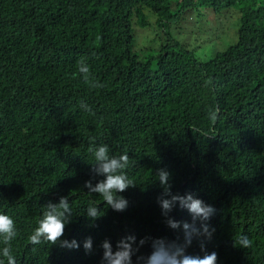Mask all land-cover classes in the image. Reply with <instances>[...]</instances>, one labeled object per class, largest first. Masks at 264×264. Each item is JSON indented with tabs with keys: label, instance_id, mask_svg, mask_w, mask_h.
Returning a JSON list of instances; mask_svg holds the SVG:
<instances>
[{
	"label": "trees",
	"instance_id": "obj_1",
	"mask_svg": "<svg viewBox=\"0 0 264 264\" xmlns=\"http://www.w3.org/2000/svg\"><path fill=\"white\" fill-rule=\"evenodd\" d=\"M190 10L207 22L237 12L235 43L208 60L170 39L154 56L134 50L132 26L148 28V12L161 34ZM82 57L104 87L84 84ZM93 138L110 155H129L136 185L119 193L123 212L84 187L102 179L91 172ZM162 168L173 192L216 209L205 249L217 264H264V0H0V214L16 225V264H101V242L115 250L127 235L182 241L157 204ZM62 196L72 208L62 239L80 247L32 245L45 205ZM90 204L103 213L95 221ZM170 216L191 222L186 210ZM241 234L250 248L235 244ZM150 251L145 244L138 255ZM186 251L204 254L195 239Z\"/></svg>",
	"mask_w": 264,
	"mask_h": 264
},
{
	"label": "clouds",
	"instance_id": "obj_2",
	"mask_svg": "<svg viewBox=\"0 0 264 264\" xmlns=\"http://www.w3.org/2000/svg\"><path fill=\"white\" fill-rule=\"evenodd\" d=\"M77 72L90 89L104 87L94 78L83 57L77 61ZM208 83H211V80ZM80 107L86 112H91L84 101L80 102ZM219 112L218 107L210 112L211 122L214 123L218 119ZM88 151L93 157L91 172L94 177L99 176L102 179L97 180L95 184L92 180L85 181L84 187L89 193L98 194L102 201L114 211H125L129 202L119 193L136 185L127 174L130 163L129 155L127 152L110 155L109 147L106 144L96 145L94 138ZM156 176L162 189L157 196L161 215L169 228L182 232V241H166L163 238L145 236L137 242L135 235H127L116 242L115 250H113L112 243L105 239L100 244L103 250L101 264H133V256L136 257L135 264H217V253L207 252L205 249V242L210 240L215 232L209 221L216 213V209L190 192L183 195L173 192L170 183L171 174L167 169L157 170ZM175 208L186 210L191 216V222L178 221L170 216ZM86 214L92 221L103 215L102 211L97 208V204H90ZM71 218L72 208L67 196L60 197L58 203L49 202L45 205L42 217L37 221V227L29 235L28 242L38 245L46 241L52 245L59 244L62 248L78 249L80 244L75 239H62L65 226L71 222ZM17 235L14 220L8 215L0 214V244L3 245L0 247V257H3L0 259V264H5V261L6 264H16L12 241ZM194 239L200 242L201 251L204 252L202 257L190 255L186 251ZM252 243L247 236L242 234L235 238V244L241 248H250ZM145 244H149L150 253L146 256L138 255ZM83 249L86 254L92 253L93 240L90 236L83 241Z\"/></svg>",
	"mask_w": 264,
	"mask_h": 264
},
{
	"label": "rangeland",
	"instance_id": "obj_3",
	"mask_svg": "<svg viewBox=\"0 0 264 264\" xmlns=\"http://www.w3.org/2000/svg\"><path fill=\"white\" fill-rule=\"evenodd\" d=\"M237 15V12L230 10L225 12V19L214 17L207 22L200 13L190 10L165 27L163 33L157 34V28L153 25L156 18L148 12L145 15L148 28L132 26L134 50H140L142 56L148 49L149 55L154 56L158 51L156 49L170 39L184 45L198 58L208 60L215 52H221L235 43L239 21Z\"/></svg>",
	"mask_w": 264,
	"mask_h": 264
}]
</instances>
